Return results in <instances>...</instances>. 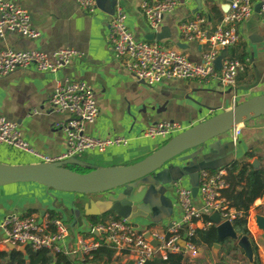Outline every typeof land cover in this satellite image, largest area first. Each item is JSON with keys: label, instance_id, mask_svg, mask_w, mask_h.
<instances>
[{"label": "crops", "instance_id": "1", "mask_svg": "<svg viewBox=\"0 0 264 264\" xmlns=\"http://www.w3.org/2000/svg\"><path fill=\"white\" fill-rule=\"evenodd\" d=\"M13 1L28 11L31 24L40 35L36 39H29L16 32H8L0 38V48L38 50L49 56L67 48L81 53L71 64L56 73L30 67L0 77V115L17 122L22 137L40 155L56 157L67 149L65 134L58 127V123L66 116L53 112L49 103L58 79L69 77L83 80L94 88L99 116L93 124L87 125L89 133L101 137L121 135L129 138L128 146H114L105 153H98L108 161L115 158L128 161L142 150H155L156 144H163L162 139L143 136L144 129L152 123L176 121L186 129L249 98L264 94V12L260 0H255L252 15L239 26V43L227 51V55L230 51H235L237 56L246 55L243 68L232 86L223 85L218 79L203 82L166 79L152 86L147 85L134 77L122 60L115 56L108 31L109 21L120 5L128 15L127 25L136 38L171 47L198 62L208 45L182 36L180 24L203 15L207 20V28L213 31L228 10L226 5L232 0H181L180 7L165 15L160 28L155 31L148 26L143 12L145 0H98V7L93 13H86L77 0ZM151 34H154L153 39H147ZM232 132L223 133L201 147L208 153L213 143H222L223 147L229 140L233 142L228 158L216 157V164L203 170L224 169L233 160L245 158L247 152L254 154L250 159L252 163L258 159L259 166L264 164V115L242 124V132L237 140L233 139ZM218 151L216 155H219ZM193 154H197V149L184 152L153 174V181L160 184L166 203L162 210L132 219L140 229L152 227L161 230L172 219L180 216L173 183L191 188L195 184L191 185L188 181V185L182 184L174 178H170L167 183H160L162 179L158 178L162 172L173 167L184 168ZM0 161L15 164L38 162L41 159L34 153L12 149L0 143ZM112 193L108 198H118ZM91 200L88 194L61 192L36 182L3 185L0 186V222L12 212L44 217L49 216L50 210H55L69 226L68 242L77 236L88 238L92 236L88 235L92 226L87 219L86 207L91 204ZM195 201L198 206L202 205L200 196H196ZM213 213L206 211L210 216ZM259 215L264 217V197L256 199L251 205L248 217L251 237L258 246L264 264V229L258 222ZM198 226L202 227V224ZM220 249H200L198 257L189 259V264H214ZM9 250L10 247L0 245V251ZM128 262H132V258L129 252L124 251L116 252L111 264ZM77 264L96 263L77 261Z\"/></svg>", "mask_w": 264, "mask_h": 264}, {"label": "built area", "instance_id": "2", "mask_svg": "<svg viewBox=\"0 0 264 264\" xmlns=\"http://www.w3.org/2000/svg\"><path fill=\"white\" fill-rule=\"evenodd\" d=\"M86 13H93L98 7V0H77ZM261 10L264 12V0ZM255 0H232L229 8L213 31L206 26V18L197 15L194 19L180 24L182 36L206 43L208 46L201 61L195 62L182 52L171 47L146 39L136 38L127 25L128 15L120 5L109 21V42L115 56L122 60L127 69L147 85H155L166 79H193L198 82L218 79L223 85H235L237 75L243 63L228 55L223 58L221 70L215 68L216 58L240 41L239 26L249 18ZM181 0H145L142 8L148 26L158 30L165 15L176 11ZM8 32H16L23 37L36 39L40 33L33 28L30 14L13 0H0V38ZM81 53L74 49H61L51 56L38 50H16L11 47L0 48V77L6 76L20 68L34 67L42 72H58L71 64ZM53 112L66 117L58 123L67 141V149L56 157L40 155L30 147L22 137L19 125L0 115V143L16 150L34 153L41 161H63L86 152L105 153L114 146H128L129 138L121 135L95 136L87 131V125L93 124L99 116V105L94 88L86 81L69 77L58 79L50 100ZM184 130L176 121H158L148 125L142 132L148 139H162L164 142ZM232 137L237 140L242 132V125L232 129ZM225 169L217 173L203 170L200 174L199 191L201 206L196 204V197L191 187L174 182L181 214L172 219L164 229L152 227L140 229L132 219L120 217L109 219L91 227L95 234L86 238L77 236L68 242L69 226L61 219H50L35 214H7L0 222V245L15 248L30 247L34 250L48 249L53 253H64L84 262L92 257V252L101 246L102 237L110 243L117 253L129 252L133 264H146L155 255L167 258L169 253L184 252L189 259L198 257L200 249L192 240L195 230L212 223L205 220L206 211H218L222 220L233 221L239 214L222 196V189L227 187L224 179ZM150 232L153 239L159 242L154 245L145 234Z\"/></svg>", "mask_w": 264, "mask_h": 264}, {"label": "water", "instance_id": "3", "mask_svg": "<svg viewBox=\"0 0 264 264\" xmlns=\"http://www.w3.org/2000/svg\"><path fill=\"white\" fill-rule=\"evenodd\" d=\"M227 7L229 8V3L226 5ZM153 35L151 34L147 39H153ZM158 37L161 38V35ZM227 51V48L223 49L222 54L216 58L215 68L217 70H221L223 58L227 55ZM263 115L264 94L249 98L232 108L226 109L198 124L184 129L167 140L162 146L152 151L148 156L132 164L94 166L89 171L81 172L66 166L68 163L87 165L76 157L63 161H38L15 164L0 161V186L19 182H36L61 192L94 194L111 191L117 187L128 185L151 176V174H155L163 166L184 152L199 147L215 137L232 130L234 127ZM201 147L197 154H202V158H204L207 153ZM209 150L213 154H216L218 151L211 148ZM259 163V160L255 159L253 166L258 168ZM184 169L186 167L181 168V170ZM192 191L196 197L199 185H194ZM139 197L136 199L129 196L118 197L116 199L110 197L105 201L107 208L100 214L110 210L120 217L134 219L138 216H148L152 212H155V207L151 202ZM87 215H99V213ZM210 218L216 224L217 230V242L213 245V250L217 251L221 248L220 242L226 238L236 239L238 246L244 251L245 257L252 262L254 259V247L250 237L246 235L238 236L233 223L229 220L223 221L218 211H215ZM258 222L264 229L263 216H258ZM95 234L98 233L95 231ZM145 237L154 245L159 244L157 240L153 239L150 232L146 233ZM11 248L15 247L11 245ZM18 249L24 251L26 247L20 246Z\"/></svg>", "mask_w": 264, "mask_h": 264}, {"label": "trees", "instance_id": "4", "mask_svg": "<svg viewBox=\"0 0 264 264\" xmlns=\"http://www.w3.org/2000/svg\"><path fill=\"white\" fill-rule=\"evenodd\" d=\"M235 51H230L228 56L232 59H237L243 64L245 63L246 55H236ZM254 154L247 152L245 158L235 159L224 167L226 175L224 176L227 182V187L222 189V196L226 202L234 208L239 214L233 219V227L238 236H249L254 247V259L250 262L244 255V251L238 246L237 240L226 238L220 242L221 249L218 251L217 261L214 264H262L258 253V246L251 237L248 228V217L251 205L256 199L264 197V164L258 168L253 166L250 161ZM86 166V165H83ZM84 168V167H83ZM85 169V168H84ZM92 168L85 169L81 172H86ZM218 170H208L210 173H217ZM49 218H61V215L55 211H49ZM113 211H107L99 215H89L87 217L91 226L99 223H104L109 219H119ZM206 221H211L210 215H205ZM88 235H94L90 231ZM101 242V246L92 252V257L85 259V263L96 264H111L114 260L115 249L110 243H107L102 237L96 236ZM193 242L199 249H213V245L217 242L216 224L212 223L206 227H199L195 230L192 237ZM75 259L64 253H53L48 249L34 250L26 247L24 251L17 248H10L9 251H0V264H71ZM125 264H133L128 262ZM146 264H189V258L184 252L169 253L167 258L161 255H155Z\"/></svg>", "mask_w": 264, "mask_h": 264}, {"label": "rangeland", "instance_id": "5", "mask_svg": "<svg viewBox=\"0 0 264 264\" xmlns=\"http://www.w3.org/2000/svg\"><path fill=\"white\" fill-rule=\"evenodd\" d=\"M207 143L201 146H204ZM163 144L161 145L156 144L155 149L159 148ZM201 146L195 147V149H197V152ZM232 147H233V142L230 140L227 143H225L223 147H222V143H213L212 146H210L209 148L213 150L214 149L219 150L218 151L219 155L213 154L212 151H209L204 158H202V154H193L188 158L189 160L187 159L188 165L186 163L185 166L186 169L181 170L180 167L177 168L173 167L170 170L164 171V173L161 175V177L158 178V180L162 179L160 183H164V182L167 183L170 180V178H174L175 180L180 181L182 184L183 183L187 184L189 182L191 185L193 184L196 185L198 183V177L200 171L203 170L204 168H210V165H215L216 164L215 159H217L216 157H219L218 159L228 158V156L232 151L231 150ZM152 151L154 150L151 149L142 150L138 155L132 157L128 161H121L116 158L112 161H108V159H104L102 154L86 152L76 157L80 161L82 162L84 161V163L87 164L86 166H83L80 163H68L66 166L77 171H84L85 169H89L94 166L103 167V166H113V165H122V164H132L134 162H137L145 158ZM212 160L214 162H212ZM152 176L153 174L134 183L117 187L111 190L113 192L112 194L118 197L129 196V197H133L134 199L141 196L139 198H143L146 201L152 203V205L156 208L155 209L156 212L159 209L162 210L164 208V204L166 203V198L163 197V192H162V188L160 187V184L154 182ZM111 191L88 194L92 200H91V204H89L86 207L87 214L102 213L107 208V203L105 201L109 197ZM239 264H243V263L240 262Z\"/></svg>", "mask_w": 264, "mask_h": 264}]
</instances>
